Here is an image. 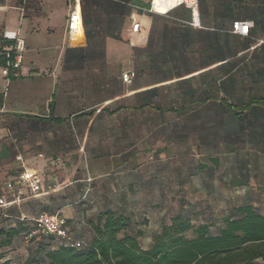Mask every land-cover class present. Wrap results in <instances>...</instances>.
<instances>
[{"label": "crops", "instance_id": "crops-1", "mask_svg": "<svg viewBox=\"0 0 264 264\" xmlns=\"http://www.w3.org/2000/svg\"><path fill=\"white\" fill-rule=\"evenodd\" d=\"M152 2L79 0L70 36L69 0H0V33L25 43L20 76L0 72V232L17 231L3 261L33 255L44 213L61 214L82 245L101 214L127 216L143 250L176 215L194 225L239 207L264 216V0H198L195 11ZM250 95L262 102L245 111ZM23 171L41 193L24 189L12 204L6 185Z\"/></svg>", "mask_w": 264, "mask_h": 264}, {"label": "trees", "instance_id": "trees-1", "mask_svg": "<svg viewBox=\"0 0 264 264\" xmlns=\"http://www.w3.org/2000/svg\"><path fill=\"white\" fill-rule=\"evenodd\" d=\"M261 102L250 95L241 107L248 111ZM2 103L0 96V107ZM234 114L241 115L242 111ZM130 228L127 216L101 214L92 226L94 237L89 244L76 242L68 230L72 243L53 236L42 237L23 264H264V216L250 207L231 209L219 224L194 225L176 215L152 235L147 250L139 245L140 232L126 233ZM16 234L17 231L0 232L6 238L0 245H9ZM3 257L0 254V264H10Z\"/></svg>", "mask_w": 264, "mask_h": 264}, {"label": "built area", "instance_id": "built-area-1", "mask_svg": "<svg viewBox=\"0 0 264 264\" xmlns=\"http://www.w3.org/2000/svg\"><path fill=\"white\" fill-rule=\"evenodd\" d=\"M25 1V0H24ZM180 4L185 5L192 11L197 9V0H183ZM153 7V2H152ZM79 0H69L67 24L68 35L77 36L81 30ZM250 23L236 22L233 24V33L246 36ZM141 26L138 22L132 24L133 41L137 40L140 35ZM25 52V43L18 30L3 31L0 33V72L7 80L16 79L20 76V68ZM135 74L126 72L122 75V82L129 84L134 78ZM8 190L7 197L11 203H18L24 198V189L29 190V196L35 197L41 193V179L38 175L23 171L19 174L16 183H8L6 185ZM8 204L4 197L0 198V211ZM32 235L53 236L60 238L66 243H72L70 235L66 229V220L59 214H41L38 218L33 220ZM79 247V244H75Z\"/></svg>", "mask_w": 264, "mask_h": 264}, {"label": "bare ground", "instance_id": "bare-ground-1", "mask_svg": "<svg viewBox=\"0 0 264 264\" xmlns=\"http://www.w3.org/2000/svg\"><path fill=\"white\" fill-rule=\"evenodd\" d=\"M183 0H153V4L162 8H171L181 3Z\"/></svg>", "mask_w": 264, "mask_h": 264}]
</instances>
